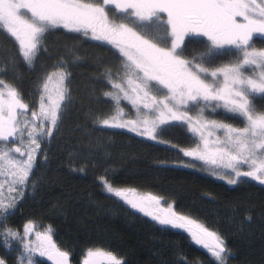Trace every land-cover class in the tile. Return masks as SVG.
<instances>
[{"label":"snow or ice","instance_id":"6c2138e0","mask_svg":"<svg viewBox=\"0 0 264 264\" xmlns=\"http://www.w3.org/2000/svg\"><path fill=\"white\" fill-rule=\"evenodd\" d=\"M57 34L78 43L66 45L65 54L43 70L35 82L37 103L30 107L16 83L18 65L33 69ZM0 35L16 48L14 55L0 56V246L18 253L16 264H38L37 256L70 264L51 226L28 221L21 232L7 220L35 192L30 178L36 157L47 159L41 145L54 138L72 102V70L82 63L79 44L102 48L118 61L115 70L102 73L112 110L94 117L99 128L126 129L158 143H171L164 140L169 128H185L192 146L180 151L209 175L229 185L242 178L264 185V48L256 47L257 39L264 40V0H0ZM8 72L11 81L4 78ZM218 113L239 123L214 118ZM181 166L197 167L185 161ZM99 182L103 192L163 228L187 232L215 264H227L230 250L218 232L172 205L161 207L155 195L117 187L104 175ZM0 264L7 260L0 257ZM81 264L126 261L90 247Z\"/></svg>","mask_w":264,"mask_h":264},{"label":"trees","instance_id":"16d2710c","mask_svg":"<svg viewBox=\"0 0 264 264\" xmlns=\"http://www.w3.org/2000/svg\"><path fill=\"white\" fill-rule=\"evenodd\" d=\"M74 43L78 42L70 34L50 36L48 52L41 54L33 69L18 65L16 83L30 107L37 103L35 82L43 70L51 69L65 54V46ZM256 47L264 48V40L257 39ZM15 52L11 39L0 35V56L6 59ZM79 52L82 63L72 70V102L54 138L41 145L47 159L36 157L37 167L30 178L36 190L19 202L7 223L18 230L27 221L51 226L55 242L70 254L72 264H80L90 247L110 250L126 264H215L187 232L163 228L103 192L99 177L104 175L117 187L160 197L178 214L218 232L230 250L227 264H264V185L246 178L229 185L203 172L197 161L180 151L192 146L191 133L185 128H169L164 133V140L171 143H158L124 129L99 128L94 117L112 110L103 96L102 73L107 68L115 70L118 61L111 52L88 43L79 44ZM4 78L11 81L13 73ZM214 118L239 123L219 113ZM182 161L197 167L185 168ZM17 255L0 246V257L7 264H16ZM35 259L47 264L43 258Z\"/></svg>","mask_w":264,"mask_h":264},{"label":"rangeland","instance_id":"374dc122","mask_svg":"<svg viewBox=\"0 0 264 264\" xmlns=\"http://www.w3.org/2000/svg\"><path fill=\"white\" fill-rule=\"evenodd\" d=\"M123 102V101H122ZM124 103H126V102H124ZM130 107V106H129ZM124 130H126V129H124ZM133 134H135V133H133ZM146 138V137H145ZM190 158V157H189ZM200 165H201V162H199V161H197ZM201 167H202V171L203 172H205V173H207L208 174V171L206 170V166H202L201 165ZM212 176V175H211ZM215 177V176H214ZM216 178V177H215ZM127 189H131V188H127ZM134 190V189H133ZM136 191V193L138 194V195H146V194H149V193H147V192H143V191H138V190H135ZM4 194H5V196H7V184H5V186H4ZM160 198V197H159ZM118 199V198H117ZM170 204L169 203H165L161 198H160V206L161 207H164V208H167L168 206H169ZM28 222V221H27ZM26 223V222H25ZM25 225V224H24ZM24 225L22 226V228H21V232H23V227H24ZM39 225V224H38ZM40 227H47V226H45V225H39ZM37 257H39V256H37ZM39 258H43L44 259V257H39Z\"/></svg>","mask_w":264,"mask_h":264},{"label":"water","instance_id":"95a60500","mask_svg":"<svg viewBox=\"0 0 264 264\" xmlns=\"http://www.w3.org/2000/svg\"><path fill=\"white\" fill-rule=\"evenodd\" d=\"M69 259H70V258H69ZM44 260L46 261L47 264H52V262H51V261H48L46 257H44ZM70 264H72V263H71V260H70ZM80 264H81V262H80Z\"/></svg>","mask_w":264,"mask_h":264}]
</instances>
